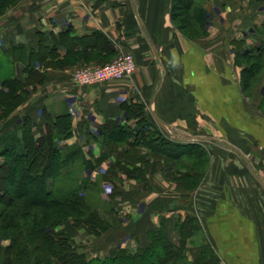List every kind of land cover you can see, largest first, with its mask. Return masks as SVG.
Instances as JSON below:
<instances>
[{
	"label": "crops",
	"instance_id": "0c3cea01",
	"mask_svg": "<svg viewBox=\"0 0 264 264\" xmlns=\"http://www.w3.org/2000/svg\"><path fill=\"white\" fill-rule=\"evenodd\" d=\"M196 6L207 12V21L205 35L195 39L174 28L169 0H20L0 16V69L8 67L0 84L6 77H23L21 64L4 55L10 47L38 52L66 31L74 37L95 33L101 44L109 43L112 59L131 53L136 64L128 78L84 87L71 83L75 62L46 69L44 83L7 119L5 131L29 118L37 137L46 119L69 114L72 136L59 143L61 148L93 159L106 153L98 138L101 126L114 121L134 127L136 119H128L122 105L138 104L173 144L171 158L140 146L137 161L127 165L139 170L131 178L117 172L113 179H102L116 162L114 154L108 153L94 171L80 164L82 177L99 185L109 204L108 209L95 206L107 223L102 233H71L91 264H117L116 252L124 261L135 255L147 258L150 237L159 229L179 247L178 225L188 217L199 230L182 250L185 261L193 263L200 245L208 243L218 264H264V87L244 94L235 61L258 44L255 30L264 24V0H196ZM58 53L61 58L65 49L59 47ZM156 121L179 140H172ZM191 152L206 165L192 168L186 156ZM180 153L179 164L174 155ZM187 176L198 178L195 186ZM114 188L118 194L113 196ZM155 255L160 254L140 264L175 262H157Z\"/></svg>",
	"mask_w": 264,
	"mask_h": 264
},
{
	"label": "trees",
	"instance_id": "16d2710c",
	"mask_svg": "<svg viewBox=\"0 0 264 264\" xmlns=\"http://www.w3.org/2000/svg\"><path fill=\"white\" fill-rule=\"evenodd\" d=\"M19 1L0 0V16ZM169 2L170 21L177 31L188 39L205 35L207 12L196 6V0ZM195 28L200 33L193 38L189 32L195 33ZM255 32L258 44L237 55L235 60L241 67L240 87L247 96L251 95L256 79L260 76L264 79V24ZM53 42V45L47 42L46 46H40L38 52L24 45L10 47L4 52L6 58L21 64L23 77H6L2 80L0 121L8 119L24 104L36 85L44 83L46 69L63 68L75 63L83 66L93 60L105 64L114 57L109 43L101 44L99 35L95 33L91 36L74 37L66 31L55 37ZM78 46L83 51L80 52ZM59 47L65 49L61 58ZM261 70L263 73H260ZM261 107L264 108V93ZM122 108L128 119H136L135 126L105 122L99 130L98 138L106 153L93 159H86L71 148H61L59 143L72 136L69 114L46 119L45 129L37 137L29 118H25L18 128L0 133V240L8 241L6 246L0 247V264L92 263L84 247L59 228L63 223L71 221L72 226H84L90 234L99 235L107 226L96 207L86 201L88 191L94 188V184L89 178L72 180L68 170L73 163L79 160L84 170L94 171L107 159L108 153L114 154L116 162L102 176V179L108 180L113 179L117 172H123L131 178L134 171H139L137 168L130 169L127 165L137 161L140 146L146 147L153 154L173 157V144L160 135L157 128L146 119L141 105L124 104ZM186 156L199 158L193 152ZM181 157L182 153L174 155V159L180 163ZM139 162L143 163L142 160ZM199 162L200 165L207 163L203 160ZM190 166L193 168L195 165ZM141 178L142 173L139 176ZM186 178L192 187L198 182V178ZM179 179L182 180L183 177ZM65 181L70 184L66 186ZM116 194L118 193L114 188L112 195ZM178 230L181 234L179 247L170 244L161 229L153 232L150 237L151 245L146 250L148 256L160 254L155 255L158 257L156 261L160 263L171 258L175 259L173 264L184 260L182 250L190 237L199 230V225L194 218L188 217L182 225H178ZM200 246L199 254L191 264H218L208 243ZM157 250L163 254L157 253ZM113 259L117 264H126L127 261L140 264L146 257L135 255L124 261L123 255L116 252Z\"/></svg>",
	"mask_w": 264,
	"mask_h": 264
},
{
	"label": "built area",
	"instance_id": "2783aa9c",
	"mask_svg": "<svg viewBox=\"0 0 264 264\" xmlns=\"http://www.w3.org/2000/svg\"><path fill=\"white\" fill-rule=\"evenodd\" d=\"M136 69L131 53L119 55L113 62L100 67L82 66L71 74V83L84 87L128 78Z\"/></svg>",
	"mask_w": 264,
	"mask_h": 264
},
{
	"label": "rangeland",
	"instance_id": "374dc122",
	"mask_svg": "<svg viewBox=\"0 0 264 264\" xmlns=\"http://www.w3.org/2000/svg\"><path fill=\"white\" fill-rule=\"evenodd\" d=\"M3 14H5V13H3ZM2 14V15H3ZM197 28V27H196ZM195 28V33H194V31H192V32H189L190 33V35L193 37V38H195V37H197L198 36V33H200L199 32V30L198 29H196ZM187 32V31H186ZM117 58V57H116ZM115 58V59H116ZM115 59H112V60H110L109 62H107V63H105V64H101V65H90V64H85V65H83V66H90V67H100V66H103V65H106V64H108V63H111V62H113ZM2 61V60H1ZM2 62H4V61H2ZM3 64V63H2ZM80 67H82V66H80V65H75L74 66V69L72 70V72H74V70H77V68H80ZM6 69H8V67H7V65H5L2 69H0V74H4V72H6ZM260 73H263V70H261L260 71ZM72 74V73H71ZM263 84V87H264V79H262V76H260V77H258L257 79H256V83H255V85H254V87H257V86H259V85H262ZM263 93H264V88H263ZM262 112L264 113V108L262 109ZM6 121H7V119L6 120H1L0 121V133H2V132H4L6 129H5V126L7 125V123H6ZM189 160V163H190V165H195L194 167H202L203 165H200V162H198V161H200L199 160V158H189L188 159ZM196 161V162H195ZM178 163H180L179 161H177ZM80 161L78 160V161H75L74 163H73V165L70 167V169L68 170V172H71V178H72V180H74V179H81V180H85V178H87V176H85V177H82V175H81V173H82V171L80 170ZM109 179V178H108ZM112 179V178H111ZM3 184V183H2ZM64 184H66V186H68L69 184H70V182L69 181H65V183ZM59 185H61L60 183H59ZM63 185V184H62ZM18 191V190H17ZM102 193H101V189H100V187H99V185L97 186V185H95L94 186V188H91L90 189V191H88V194H87V196H86V201L87 202H89L90 204H91V206H96V204H100L101 206H102V209H105V208H109V204L107 203V202H104L103 201V199H102V195H101ZM60 229H62V230H64L66 233H68L70 236H71V233H72V231H75V230H83L85 233H88V234H90L89 232H88V230L83 226H72V223H71V221L70 222H65V223H63L60 227H59ZM8 244V241H1L0 240V247H4V246H6ZM152 258H151V256H148L147 258H146V261H150ZM178 264H191V263H189V262H187V261H185V260H181V261H179L178 262Z\"/></svg>",
	"mask_w": 264,
	"mask_h": 264
},
{
	"label": "water",
	"instance_id": "95a60500",
	"mask_svg": "<svg viewBox=\"0 0 264 264\" xmlns=\"http://www.w3.org/2000/svg\"><path fill=\"white\" fill-rule=\"evenodd\" d=\"M156 122H157L158 125L162 128V130H163V131H164L169 137H171L172 140H176V141L179 140L177 137H175L174 135H172L171 132H169V130L166 129V127L164 126L163 123L158 122V121H156Z\"/></svg>",
	"mask_w": 264,
	"mask_h": 264
}]
</instances>
